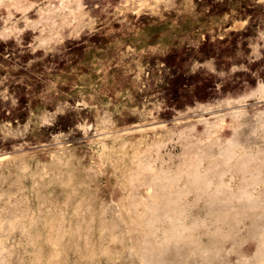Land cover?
<instances>
[{"label":"rangeland","instance_id":"rangeland-1","mask_svg":"<svg viewBox=\"0 0 264 264\" xmlns=\"http://www.w3.org/2000/svg\"><path fill=\"white\" fill-rule=\"evenodd\" d=\"M261 83L264 0H0V264H264ZM229 141L247 170L146 240L135 159L206 168Z\"/></svg>","mask_w":264,"mask_h":264},{"label":"bare ground","instance_id":"bare-ground-1","mask_svg":"<svg viewBox=\"0 0 264 264\" xmlns=\"http://www.w3.org/2000/svg\"><path fill=\"white\" fill-rule=\"evenodd\" d=\"M137 2H139V1H137ZM141 2H142V0H141ZM166 2H167V0H166ZM258 89L264 93V83H261L258 86ZM238 111H240V110H238ZM200 120H202V119H200ZM213 125L214 124H211L210 126H213ZM218 125H220V124L218 123ZM214 127H215V125H214ZM239 149H241V148H239ZM239 151L240 150H238L237 145L233 141H229L228 144L225 146L223 153L221 152L222 153L221 159L215 158L216 160H211L210 161L211 163L208 162L209 166L207 164H205V166H207L206 168H202V161L199 160L201 157H198L199 159H195V160H194V158L188 159L189 161L187 160L186 162L183 163V166H185V167H183V166H181L183 168L178 167L179 169H177L175 171H171V170H169V168H167V169L162 168V167H158V169L154 168V166L152 164L153 162L152 163L149 162L148 160L144 159V157H137V159H135L136 160L135 163L138 166L134 170L132 177L130 176L131 181L135 182L136 180H139L140 176H142V174L145 172L144 176L147 174L148 179L145 180L144 184H147L148 186L155 185V187H156V190L155 189H154V191L150 190L152 192L148 193L149 194L148 198L145 200L146 201L145 203L147 205L146 206L147 212H148L149 216L146 217V215L144 213L143 214L145 216L141 215L142 214V213L140 214L141 211L139 213H137V215L140 214L141 217L143 216V217L147 218L146 220H144V224H143V226H145V227H143V229H144V236H146V240H147V236L152 235V233H153L152 231L154 230V228L156 226L157 220L161 219L160 217L170 218V219L173 218L172 212L175 211V206L180 202L179 198L181 197V195L183 194L184 191H187V192L189 190L191 191L192 188H194V190L197 188V190L200 189L201 191L202 190L208 191L212 188L211 190L213 191V189H214V190H216L215 192L222 190V189L223 190L228 189L230 186L228 183H226L224 181V179L222 178V175H225L226 174L225 172L229 171L233 167H237V169H241L242 171H244L248 167L249 163L251 162L250 160L252 157H250V156L247 157L243 154L244 152L239 153ZM150 159H151V157H150ZM213 174L217 177V183L213 180L214 178H211L212 176H214ZM183 177H185L184 181H182ZM181 182H183V185L181 184ZM243 192L245 194H247L249 197L255 198L252 196L253 194L250 193L251 191L249 192L245 189V191H243ZM241 193H242V191H241ZM256 198L258 199L257 196H256ZM141 202L144 203V201L141 200L139 202L140 203L139 206L142 205ZM138 207H134V208H138ZM140 207H142V206H140ZM142 209H143V207H142ZM136 210L134 209V211H136ZM139 210H137V211H139ZM143 210H142V212H143ZM159 210L162 211L161 214L159 213ZM144 211H146V209ZM159 215H161V216H159ZM135 217H136V214H135ZM140 219H143V218H140ZM136 220H137V218H136ZM178 224L179 225L173 223V225L171 227L167 226L166 229L164 228L165 234L158 241L161 242V240H163L166 242V241H169L173 238H176V240L181 241V239H182V241H183L185 239V241L188 242V240H186V238H189L190 236L184 234V232L186 231L185 229H188L186 224H184L182 222L181 223L179 222ZM182 227L184 228L185 231L180 232L179 229ZM143 240H145V239H143ZM156 241H157V239H156ZM199 242H200V240H199Z\"/></svg>","mask_w":264,"mask_h":264},{"label":"trees","instance_id":"trees-1","mask_svg":"<svg viewBox=\"0 0 264 264\" xmlns=\"http://www.w3.org/2000/svg\"><path fill=\"white\" fill-rule=\"evenodd\" d=\"M195 97H197L198 99H203L205 96L204 94H196Z\"/></svg>","mask_w":264,"mask_h":264}]
</instances>
